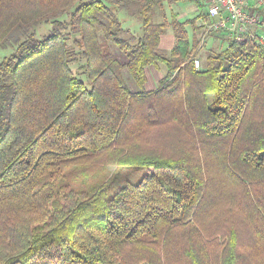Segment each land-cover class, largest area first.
<instances>
[{
    "label": "trees",
    "instance_id": "16d2710c",
    "mask_svg": "<svg viewBox=\"0 0 264 264\" xmlns=\"http://www.w3.org/2000/svg\"><path fill=\"white\" fill-rule=\"evenodd\" d=\"M159 6L0 0V49L11 50L0 60V264H246L235 227L228 250L205 241L199 213L222 199L263 238L264 49L218 32L206 41L224 47L204 52L201 32L187 30L206 17L201 1L194 19L169 24L155 21ZM123 9L142 21L139 34ZM40 24L51 28L39 38ZM161 64L166 75L145 90L146 69ZM161 127L192 133L185 155L156 149ZM131 168L145 171L131 180Z\"/></svg>",
    "mask_w": 264,
    "mask_h": 264
},
{
    "label": "rangeland",
    "instance_id": "374dc122",
    "mask_svg": "<svg viewBox=\"0 0 264 264\" xmlns=\"http://www.w3.org/2000/svg\"><path fill=\"white\" fill-rule=\"evenodd\" d=\"M196 2L200 3V0H193V1L192 0H161V6H159L155 11V21L158 23L166 21L169 24L170 22L173 21L174 17L177 20L182 21V22L194 19L198 14ZM204 9H205V6H204ZM129 11L130 10L123 9L120 12V19L123 22V26L124 28L130 29L131 31L139 34L142 28V21L139 18L132 17ZM60 19H67V16H62ZM50 28L51 27L49 25L40 24L35 30L37 32L36 33L37 37L39 36L40 38V36H43V34L47 33ZM195 29L192 26L187 25V30L189 32V37L191 39L193 38L198 39L196 35L200 34V32L202 33V30L198 28L197 26L195 27ZM164 35H163L164 39H167V37L171 38L170 40L173 43L174 31L172 27H169L165 31ZM218 39L213 40V43H212L213 49H221L222 47H224V45L221 44ZM210 47H211V43L207 41L203 49L204 52H206V50H208ZM162 50H163L164 55L169 56L170 50H171L169 45L165 46L164 49L162 48ZM113 52L120 61L124 60V57L121 54L120 50L116 48L115 46H113ZM195 52H197V49L195 50ZM204 52L202 55H200L201 54L200 53L199 56H196V58L200 60V63H201L200 68L204 64V57H203V55L205 54ZM10 53H11V50L9 49H4V50L0 49V60L3 59L4 56ZM83 62L84 60L81 59L78 63H74V65L72 66L73 69L76 71L77 68ZM124 76L126 80L128 81L129 85L131 86V88L137 90L136 85L134 84V82L132 81L130 75L127 73L126 70L124 71ZM143 88L145 90H147V88H150L149 83L145 84ZM191 135L192 133L190 132L189 134V132H187V128L185 130L184 127L183 129L179 127L178 128L177 127L175 128L161 127L158 130L155 136V139H154L155 145L159 147L160 149L156 147L155 148L159 151L162 150V152L164 151L166 153L174 152L173 157L175 154H180L181 152H184L182 155H185V150H187L186 145L188 148L192 146L193 138ZM182 140H184V142H182L184 143V148H183V144L181 143ZM199 155H200V152H199ZM212 168H215L214 165H212L211 169ZM108 170L110 173H113L115 170V167L110 166ZM128 170L123 172L122 175L123 176L128 175L131 180H135V179L137 180L139 177L143 175L145 168H142V169L139 168L138 171H134L135 169L133 168L128 169ZM228 181L231 187L229 191L235 190V194L237 192V194L240 195L239 197L243 199V195L246 194V191L245 190L241 191L240 189L241 191L240 192L238 187L236 186L238 182L233 181L231 178H228ZM235 198H237V196H235ZM216 202L217 203L213 206V208H215L214 210L209 211V212H203V213L201 212L199 213L200 216H198L200 217L198 218V220L207 230V234L205 238L207 239L205 240L206 243H213V242L219 241V246L216 248L220 251L224 249L228 250L229 249V244H227L228 243L227 235L229 233L228 231L230 230L229 228L231 226L232 228L235 227L237 231V235H238V243L248 244L249 246V247L247 246V250H240L241 252H247L246 264H259V262L260 264H264V236L263 238L258 237V239L255 240V230L253 228L251 221L249 220V217L245 216L244 211L241 214H237L233 216L231 214V211L227 210L228 205L226 204V202L223 203L224 202L223 199L220 201H216ZM241 202H243V200ZM232 208L234 209V207ZM239 208L240 206L237 207V209ZM237 209L236 211H238ZM223 211L224 213L222 214ZM214 212H216L215 214L217 216H220V218L217 219L213 214ZM257 220H259V218H256L255 221ZM248 249H251V250H248Z\"/></svg>",
    "mask_w": 264,
    "mask_h": 264
},
{
    "label": "built area",
    "instance_id": "2783aa9c",
    "mask_svg": "<svg viewBox=\"0 0 264 264\" xmlns=\"http://www.w3.org/2000/svg\"><path fill=\"white\" fill-rule=\"evenodd\" d=\"M205 6L199 48L211 33H222L228 38L243 41L254 40L264 49V0H200ZM194 66L199 69L200 60L194 57Z\"/></svg>",
    "mask_w": 264,
    "mask_h": 264
},
{
    "label": "crops",
    "instance_id": "0c3cea01",
    "mask_svg": "<svg viewBox=\"0 0 264 264\" xmlns=\"http://www.w3.org/2000/svg\"><path fill=\"white\" fill-rule=\"evenodd\" d=\"M201 19L202 18H200V19H198L196 21V26L198 28L200 27V22H198V21H200ZM164 36L161 39V48L164 49L165 46L169 45L170 48L172 49V47L174 46V41H175L174 36H173V43L170 40L171 38H168L167 37V39H164ZM198 36H200V34H198ZM208 39L209 40H207V41L212 44L213 43V40H211V38H208ZM146 75H147V82H146V84L149 83V87H150V88H147V90L148 91L155 90V89L158 88L161 79L164 78V76L166 75V69H165V67H164L163 64H161L159 68L158 67H155V66H150V67H148L146 69Z\"/></svg>",
    "mask_w": 264,
    "mask_h": 264
}]
</instances>
